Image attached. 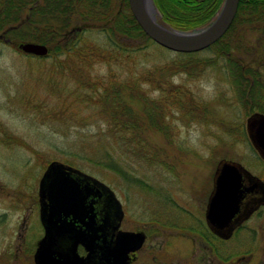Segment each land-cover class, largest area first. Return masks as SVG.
Wrapping results in <instances>:
<instances>
[{
	"label": "rangeland",
	"instance_id": "obj_1",
	"mask_svg": "<svg viewBox=\"0 0 264 264\" xmlns=\"http://www.w3.org/2000/svg\"><path fill=\"white\" fill-rule=\"evenodd\" d=\"M154 15L159 23L168 26L157 8ZM252 52L245 62L261 55L256 46ZM195 56L191 61L214 58L208 51ZM191 61L153 44L133 60L136 65L129 62L128 70L132 69L128 73L115 72L111 76L104 65L96 63L90 71L73 68L55 76L51 61L24 55L12 41L0 39V264H34L36 242L43 234L38 183L51 161L76 167L107 184L122 203L128 220L125 224L132 229L138 228L142 219L148 222L152 213L174 218L187 213L202 216L213 174L222 159L235 161L255 175L264 173V162L245 130L251 112L243 102L235 100L237 90L228 71L222 70L221 60L214 59V66L205 70L190 68L194 67ZM180 64L179 71L166 70ZM226 65L232 67L228 62ZM75 70L80 77L86 74L89 82L107 90L106 94L120 86L124 88L121 81L127 80L132 84L130 94L125 91L120 104L130 115L151 118V127L144 136L146 149L138 148L139 153L134 149L130 157L124 143L112 152L114 157L121 153L124 158L121 174L91 161L97 159L103 147L107 148L108 141L114 142L106 121L117 114L109 110V119L96 123L91 119L82 127L70 125L69 121L78 120L90 110H102L103 102L86 109L83 103L71 99L78 81ZM54 76L61 82L51 84L49 78ZM159 78L172 90L183 89L185 109H175L162 101L156 90ZM137 79L141 82L134 89ZM59 103L71 104L64 116L57 115ZM245 225L255 230L252 264H264V207ZM160 228L158 241L169 239L170 229ZM242 239L247 241V236Z\"/></svg>",
	"mask_w": 264,
	"mask_h": 264
},
{
	"label": "trees",
	"instance_id": "obj_2",
	"mask_svg": "<svg viewBox=\"0 0 264 264\" xmlns=\"http://www.w3.org/2000/svg\"><path fill=\"white\" fill-rule=\"evenodd\" d=\"M222 1L153 0L168 26L185 31L207 24L220 8ZM0 35H2L0 39H9L16 47L19 42L24 41L45 43L49 47L48 54L38 58L51 61L55 76L73 68L79 70L86 68L90 71L96 63L104 65L106 73L111 76L115 72L128 73L132 69L128 70L129 62L130 65H136L133 60L137 59L138 55L145 54L151 45L156 44L136 22L129 9L128 0H0ZM254 46L259 48L261 55L256 60L245 62V58L253 53ZM206 51L211 56L214 55V58L191 61L193 56L196 57L195 55ZM175 53L180 58L193 62L194 67H190L192 69L210 68L214 66L212 61L219 58L222 70L228 71L227 76L237 90L235 100L243 102L248 112L264 113V0H239L234 19L219 40L199 52ZM227 62L232 67L228 68ZM181 65L166 70L179 71L177 69L182 68ZM75 71L78 81L77 86L73 87L71 99L79 104L83 103L86 109L89 107L93 109L95 104L98 105L96 103L98 101L103 102L102 110L96 109L92 113L90 112L92 110H88L89 113L82 116L78 114L76 120L78 122L69 121L70 125L82 127L89 124L86 121L93 120L96 123V120L109 119L107 117L109 110L117 114L115 118L106 121V127L112 131L110 136L114 142L108 141L107 148L103 147L101 154H97V159L91 161L121 174L124 158L121 153L120 156L114 157L112 152L124 143H127L125 146L130 157L134 149H136L134 153H139L140 147L146 149L144 136L146 129L151 127V118L130 115L124 110V105L120 104L125 93L128 91L130 94L131 83H127V80L121 81L124 88L120 86L117 91L115 89V92L106 94L107 90L89 82L86 74L80 77L81 74ZM156 71L152 70L154 73ZM147 75L149 77V74ZM55 76L49 78L51 84L61 82ZM147 79L149 83V78ZM161 81L159 78L156 90L160 91L159 97H162V101H166L164 102L166 105L175 109H185L183 89L176 87L172 90ZM140 82L137 79L132 88L138 89ZM172 99H176L173 104L170 102ZM69 105L71 104L66 106V103L64 105L59 103L57 115L67 114ZM96 135L100 136L99 133ZM125 136L126 139L123 138ZM259 176L264 178V173Z\"/></svg>",
	"mask_w": 264,
	"mask_h": 264
},
{
	"label": "water",
	"instance_id": "obj_3",
	"mask_svg": "<svg viewBox=\"0 0 264 264\" xmlns=\"http://www.w3.org/2000/svg\"><path fill=\"white\" fill-rule=\"evenodd\" d=\"M238 1L223 0L208 24L189 31L159 23L153 0H128V5L153 42L172 52L191 53L208 48L223 36L234 19ZM17 47L24 54L40 57L49 50L45 43L35 41L20 42ZM245 128L252 147L264 161V113H251ZM213 179L214 189L206 207L211 227H227L229 231L264 204V182L235 161L220 160ZM253 189L256 196L243 204L246 192ZM101 196L104 209L98 217L100 224L95 227V209L92 201L87 200ZM37 197L43 235L36 242L34 264H126L127 252L141 243L138 233L119 230L124 212L114 191L76 167L49 162L39 179ZM110 235L112 241L106 240ZM79 244L86 250L84 256L77 252Z\"/></svg>",
	"mask_w": 264,
	"mask_h": 264
},
{
	"label": "flooded vegetation",
	"instance_id": "obj_4",
	"mask_svg": "<svg viewBox=\"0 0 264 264\" xmlns=\"http://www.w3.org/2000/svg\"><path fill=\"white\" fill-rule=\"evenodd\" d=\"M2 39L11 42L9 39ZM255 176L264 182V179L260 176ZM244 183L247 185L245 180ZM213 189L214 179L208 197H210ZM255 192V189L251 193L246 192L242 203L244 204L254 198L256 196ZM208 199L203 205V213L200 217L191 216L187 213L186 216L174 218L152 213V216L148 218V222L142 219V222L138 224V228L135 229L126 226L125 222L128 220L121 203L124 214L120 221L119 230L138 233L141 239L137 249L127 252L126 264H252L253 253L256 250L255 233L253 232L254 229L246 226L245 223L260 208L264 207V204H261L248 217H244L242 221L228 231L227 227H211L208 224L206 219ZM91 201L95 209V217H97V219L94 218V226L96 227L97 224H100V218L98 217L104 209V196L90 198L87 203ZM161 219L164 221H161ZM161 226L168 227L170 234L169 239L158 241ZM177 236H179V239H177ZM244 236H247V241L242 239ZM107 239L112 241V235L109 238L106 236ZM77 252L81 256L86 254V250L81 244L78 245Z\"/></svg>",
	"mask_w": 264,
	"mask_h": 264
}]
</instances>
